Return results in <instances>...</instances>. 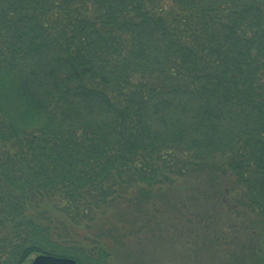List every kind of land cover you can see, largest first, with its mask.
<instances>
[{"label":"trees","instance_id":"16d2710c","mask_svg":"<svg viewBox=\"0 0 264 264\" xmlns=\"http://www.w3.org/2000/svg\"><path fill=\"white\" fill-rule=\"evenodd\" d=\"M0 143V264H110L101 238L62 247L29 208L79 222L207 168L263 253L264 0H0Z\"/></svg>","mask_w":264,"mask_h":264},{"label":"rangeland","instance_id":"374dc122","mask_svg":"<svg viewBox=\"0 0 264 264\" xmlns=\"http://www.w3.org/2000/svg\"><path fill=\"white\" fill-rule=\"evenodd\" d=\"M2 151L7 154L6 148ZM209 171H195L150 188L144 182L131 183L120 189L119 202L81 213L79 222L50 203L33 205L30 208L36 210L29 212L53 228L58 244L81 248L84 255L96 247L89 238L98 236L99 247L110 250V264H221L234 250L241 253L240 262L257 264L264 254L259 236H253L257 227H251L245 213L222 210L219 201L214 202L209 184L218 179ZM214 222L216 230L208 233ZM55 232L70 234L57 237ZM210 235L212 243L207 239ZM37 254L25 264H33Z\"/></svg>","mask_w":264,"mask_h":264},{"label":"water","instance_id":"95a60500","mask_svg":"<svg viewBox=\"0 0 264 264\" xmlns=\"http://www.w3.org/2000/svg\"><path fill=\"white\" fill-rule=\"evenodd\" d=\"M33 264H78V260L71 256H63L46 252L38 253L32 260Z\"/></svg>","mask_w":264,"mask_h":264}]
</instances>
